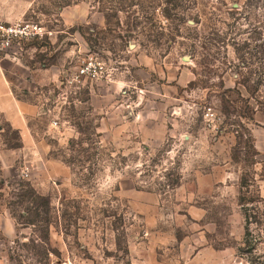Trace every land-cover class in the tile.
<instances>
[{"label":"rangeland","instance_id":"rangeland-1","mask_svg":"<svg viewBox=\"0 0 264 264\" xmlns=\"http://www.w3.org/2000/svg\"><path fill=\"white\" fill-rule=\"evenodd\" d=\"M40 1L76 38L20 59L64 72L32 141L0 120V264H264V0Z\"/></svg>","mask_w":264,"mask_h":264},{"label":"crops","instance_id":"crops-1","mask_svg":"<svg viewBox=\"0 0 264 264\" xmlns=\"http://www.w3.org/2000/svg\"><path fill=\"white\" fill-rule=\"evenodd\" d=\"M43 3L40 0H0V20L13 22L20 18H30L29 16L39 19L40 16H43L42 10L46 11ZM73 11L72 7H66V9H59L58 15H50L54 24H50L47 29L52 32V35L44 40L60 38L71 41V39H75V33L71 35V33L64 32V30L71 31V27L76 24V20L73 19L75 15ZM61 33L67 34L68 37L59 36ZM33 42L29 44L31 45ZM22 60L13 61L7 57H0V120L5 121L11 128L18 131L22 141L26 143L34 138L30 129V120L45 105V102L36 104L30 101L25 96L27 93L23 92V89L37 92L38 96L43 95V89H58L60 80L63 78L61 76L64 72V65H62V60H58L50 69L43 71L36 69V72L32 73ZM76 65L77 61L74 62L73 67L75 68ZM28 77L32 78V81H28ZM18 90H21L22 93H19ZM4 225H7V222Z\"/></svg>","mask_w":264,"mask_h":264},{"label":"built area","instance_id":"built-area-1","mask_svg":"<svg viewBox=\"0 0 264 264\" xmlns=\"http://www.w3.org/2000/svg\"><path fill=\"white\" fill-rule=\"evenodd\" d=\"M52 32L46 30L39 22L30 18H20L13 22L0 20V57H7L13 61H19L26 53V45L33 41H43L50 37ZM104 70L102 63L93 62L91 59L79 60L74 73L67 78L73 94L80 89L84 80H92L98 77ZM56 127L57 122L53 121Z\"/></svg>","mask_w":264,"mask_h":264},{"label":"trees","instance_id":"trees-1","mask_svg":"<svg viewBox=\"0 0 264 264\" xmlns=\"http://www.w3.org/2000/svg\"><path fill=\"white\" fill-rule=\"evenodd\" d=\"M252 179H249L245 176H242L240 178V188H241V192H240V196H239V202L240 204L242 205V208L245 207V204L248 202V200H246V194H248L250 192V185H252ZM244 190V191H243ZM248 199V198H247ZM45 206H48V203L46 204L45 203ZM249 210L248 209H244V217L246 219V222L248 223L249 222V219L251 217V214L248 212ZM38 216V214H36ZM30 225H34V223H28ZM246 241H247V236H249V232H248V228L246 227ZM240 251H243V250H240Z\"/></svg>","mask_w":264,"mask_h":264}]
</instances>
